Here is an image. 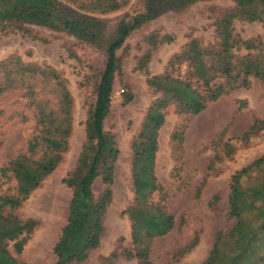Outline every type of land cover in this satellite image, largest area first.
Wrapping results in <instances>:
<instances>
[{"label": "rangeland", "instance_id": "rangeland-1", "mask_svg": "<svg viewBox=\"0 0 264 264\" xmlns=\"http://www.w3.org/2000/svg\"><path fill=\"white\" fill-rule=\"evenodd\" d=\"M57 1L105 21L106 38L111 36L117 22L128 21L143 8L140 0H122L117 10L99 14L78 10L86 0ZM233 7L229 0H196L180 11L166 12L131 31L115 52L119 71L114 75L110 106L102 122L103 131L112 135L118 150L111 199L101 217L97 247L77 264H102V259L111 253L117 255L112 264H137L133 258L122 255L131 248V228L121 212L132 203L133 183L141 190L144 188L146 178L141 163L133 157L131 141L149 102L157 95L147 86L146 76L136 70V62L149 53L145 68L150 76L160 75L168 59L189 40L194 39L201 46L211 45L213 19ZM24 27L28 34L9 31L0 24V60L16 55L24 63L50 67L66 81L71 102V132L62 162L13 212L20 219L29 218L37 223L16 258L24 264H54L51 249L65 224L70 198V189L61 180L72 170L80 152L83 123L103 66V49L63 32L34 25ZM232 33L243 41L258 38L264 48L261 23L233 20ZM149 35L157 38L167 35L172 41L151 49L146 41ZM247 53L256 52L243 48L232 50L235 58ZM169 73L172 77H183L185 63L174 66ZM248 83L247 88L218 98L192 117L175 114L172 106L166 109L157 133L153 165L163 199L152 193L150 201L161 205L172 217V226L165 235L151 241L148 264H201L211 248L214 233L230 228L229 177L264 153V125L257 123L247 142L238 139L254 120H264V84L253 77H248ZM124 94L131 97L126 104H122ZM24 104L20 90H10L0 96V167L23 152L32 135V113ZM174 131L181 138L179 141L170 140ZM252 178L242 179L241 185L251 183ZM13 188L10 178L0 180V194H11ZM101 189V183L95 179L91 184L92 194L96 196Z\"/></svg>", "mask_w": 264, "mask_h": 264}, {"label": "trees", "instance_id": "trees-1", "mask_svg": "<svg viewBox=\"0 0 264 264\" xmlns=\"http://www.w3.org/2000/svg\"><path fill=\"white\" fill-rule=\"evenodd\" d=\"M140 1L142 11L126 22H117L111 36L106 38L105 21L57 0H0L2 28L28 34L24 26H39L103 49V66L83 123L80 152L72 170L61 180L70 189V198L65 224L51 249L54 264L81 263L99 242L101 217L111 199L110 186L118 155L112 135L102 128L110 106L112 81L119 71L115 52L131 31L166 12L180 11L196 0ZM229 1L233 9L212 21L214 42L211 45L201 46L198 41L189 40L168 59L160 75L150 76L145 68L149 53L136 62V70L146 76L147 86L157 95L149 102L131 141L133 157L141 163L146 178L144 188L141 190L133 183L132 203L121 212L131 228V248L122 255L133 258L137 264H148L151 241L165 235L172 226V217L161 205L150 201L152 193L163 199L153 165L157 133L166 109L172 106L175 114L192 117L218 98L247 88L248 77L264 84V48L259 39L243 41L232 33L233 20L258 22L264 28V0ZM121 2L86 0L78 10L106 14L117 10ZM146 41L154 49L158 44L170 43L172 37L149 35ZM238 48L256 53L235 58L232 50ZM181 63H185L183 77H172L169 71ZM10 90L22 91L24 108L32 113L34 129L24 151L0 167V180L10 178L14 182L11 194H0V264H24L16 256L37 223L29 218L20 219L13 212L62 162L71 132V102L66 81L57 72L46 65L24 63L16 55L0 60V96ZM130 100L124 94L122 104ZM257 123L264 125V120H254L238 139L247 142ZM180 139L175 131L170 135L172 142ZM257 172L260 174L256 176ZM251 176V183L242 186L241 180ZM95 179L102 185L96 196L91 191ZM227 215L232 220L230 228L214 233L211 248L201 264H261L264 261V153L229 177ZM116 257L111 253L102 259V264H112Z\"/></svg>", "mask_w": 264, "mask_h": 264}]
</instances>
